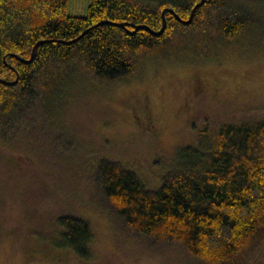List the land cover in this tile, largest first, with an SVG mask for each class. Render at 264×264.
Masks as SVG:
<instances>
[{
  "label": "trees",
  "instance_id": "obj_1",
  "mask_svg": "<svg viewBox=\"0 0 264 264\" xmlns=\"http://www.w3.org/2000/svg\"><path fill=\"white\" fill-rule=\"evenodd\" d=\"M199 2L91 0L86 15H72L68 0H0V155L29 156L32 137L44 135L38 159L63 171L67 191L79 182L122 238L195 264H264V110L239 108L194 125L193 141L176 148L156 188L125 159L80 144L59 121L79 81L133 76L157 55L209 57L254 21L241 0H204L189 24L176 18L188 19ZM165 8L175 14L165 13L161 35L131 33L141 24L160 30ZM63 191L42 206L50 243L88 258L93 227Z\"/></svg>",
  "mask_w": 264,
  "mask_h": 264
},
{
  "label": "rangeland",
  "instance_id": "obj_2",
  "mask_svg": "<svg viewBox=\"0 0 264 264\" xmlns=\"http://www.w3.org/2000/svg\"><path fill=\"white\" fill-rule=\"evenodd\" d=\"M241 1L252 9L253 23L237 38L220 40L211 56L157 55L133 76L95 86L79 81L62 101L61 125L80 144L125 159L156 188L176 148L193 141L194 125L239 108L264 110V0ZM90 3L68 0V13L86 15ZM38 139L45 136L32 137L29 156L0 155V264H195L185 255L161 256L122 238L79 182L67 191L63 171L38 159L37 151L45 152L37 148ZM54 184L93 227L88 258L50 243L42 206L63 195Z\"/></svg>",
  "mask_w": 264,
  "mask_h": 264
},
{
  "label": "water",
  "instance_id": "obj_3",
  "mask_svg": "<svg viewBox=\"0 0 264 264\" xmlns=\"http://www.w3.org/2000/svg\"><path fill=\"white\" fill-rule=\"evenodd\" d=\"M203 2H204V0H200V2H199L198 4L195 5V7H194V8L192 9V11H191V14H190L189 18L186 19V20L181 19L179 16H177V14H175L174 11H173L172 9H170V8H165V9L163 10V12H162V22H163V24H162V27H161L160 30L156 31V30L151 29V28H150L149 26H147V25H143V24H141V25H135V26H133V27H134V30H133L131 33H135V32H136L137 30H139V29H145V30H148L150 33H152V34H154V35H161V34L164 32L165 28H166L165 13H166L167 11H168V12H171L172 14H175L176 18H177L181 23H183V24H189V23L191 22L192 18H193L194 10H195L197 7L201 6V5L203 4ZM100 23H105V21H104V22H100ZM117 25H119V26H124L125 24H123V23H118ZM43 42H44V40H41V41L37 42V43L35 44V46L33 47V51H32L31 58H30L29 60H24V61L27 62V61L32 60V58H33V56H34L36 50H37L38 47H39V45L42 44Z\"/></svg>",
  "mask_w": 264,
  "mask_h": 264
}]
</instances>
